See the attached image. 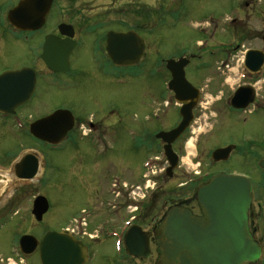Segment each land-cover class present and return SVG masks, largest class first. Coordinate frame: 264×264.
<instances>
[{
	"label": "flooded vegetation",
	"instance_id": "1",
	"mask_svg": "<svg viewBox=\"0 0 264 264\" xmlns=\"http://www.w3.org/2000/svg\"><path fill=\"white\" fill-rule=\"evenodd\" d=\"M25 1L0 0V64L8 65L4 62L2 54L8 43L7 41L12 38L16 43L23 45L24 49L22 50L24 52H32L33 54V58L30 61H26V58L22 57V62L19 66L16 68L6 66L0 69V73L6 70L27 69L28 71L29 69L35 75V86L30 96L22 100V96L18 93L20 86L17 85L15 86L17 92L14 95L17 105L13 106L11 112L0 111V130L8 131L7 135H11V132L14 131H18L19 135L22 131L32 135L31 126L33 123L46 118L58 109L69 110L70 105L63 102L57 105L54 104L52 111L46 114L41 116L35 114L30 106L35 102L36 98L41 101L38 94L42 81L47 83V85H55L54 88H57V90L58 86L63 87L64 95L68 96L71 88L74 91L79 90V85L83 80L92 75L106 76L110 81L118 80L119 77L141 76L143 78L150 75L158 76L163 79L162 100H164L166 97L165 85L171 79V72L167 68L168 61H179L181 58H187L189 60L185 68V71H187L193 60L199 57L197 54V43L188 51L179 52L175 49L165 57L164 52L160 51V48L164 45L159 43L157 37L153 47V44L148 41V35H157L159 29H162L161 27L175 23L176 19H178L179 14L175 12L177 10L172 8L164 11V7H162L155 11L158 16L157 21L152 23V30H149V22H151L149 21L151 18L149 16V8L145 5L135 8L134 4L137 0H109V4L98 5L89 4L87 2L89 0H62L63 2L53 0L43 25L40 28L33 29L22 26L27 24L28 20L35 14L38 5L37 0H29L27 4H24L23 9H20L18 16L21 25H14L8 19L9 11ZM257 1L260 0H242L243 5L251 12V15L250 13L244 15L249 21L256 17L254 11H256V5H258ZM135 16L137 17L136 21ZM240 21H243V19ZM134 31L142 37L144 53L135 64L119 66L109 55L107 49L108 34L110 32L129 33ZM48 37H51L50 42L55 44L54 46L52 45L49 62L43 57ZM87 47L91 48V54L89 53V59H84L79 56V52ZM202 49L204 48L202 47ZM208 51H210V57L212 58L216 50L209 49ZM225 55H229V53L227 52ZM86 60L92 62L95 67L89 65ZM166 71L170 76L167 82L164 81L163 77V72ZM263 72L264 70L260 74H249L248 79L242 83V85L248 84L255 88V100L253 103H250L245 108H237L232 105V97L242 85L238 86L223 101L224 110L222 112L220 110L217 116H220L221 119L223 117V138L226 141L210 150L211 153L206 158L209 164L200 163L197 170H192L190 178L181 184V188H178V190L185 189V195L179 194V199L173 196L171 202L161 197L163 188L158 185L156 180L155 186L150 185L151 180H149L145 172L159 171L169 178H176L175 173L180 167L182 159L181 149H178L177 145L188 133L195 132L193 130H195L196 125L199 123L198 119H200L199 112L202 111L207 101L202 100V92H200L199 101L193 110L191 123L180 137L172 143V149L177 155V163L174 167L165 156V143L157 138V134L161 131H169L179 124L181 121L180 106L177 104L178 108L175 109V114L178 115L179 119L178 122H174L168 128L158 127L159 125L154 121L157 118L147 115L142 117V119L137 117L140 124L135 125L137 131L131 133L136 140V146H132L131 149L133 151L149 152V157L141 165H137L134 170L132 165L128 167V176L133 177V179L121 180L116 177V174H113L111 175V180L107 181L104 187H102L103 181L101 180L98 181L96 179L94 183L91 181L89 187L93 186L95 188L93 196H89L91 207L83 208L81 212L73 217V219H77V216H80L86 220V225H83V227L76 226V228L72 229L69 225H65L56 230H67L69 232L72 230L71 236L87 247L88 259L85 264L92 263L94 246L99 242L102 243V240L106 238H109V240L116 238L119 244L118 250L122 253V258L114 261L113 264H180L179 258L174 262H169L164 255L163 249L164 244L167 242L165 235L167 211L173 206L189 211L193 249L211 252L222 251L223 258L224 250L229 249L230 246L229 229L228 227L225 228V225L221 224L217 219V209L210 205H205L208 199H204L207 197L204 191L205 186L209 184L215 175L220 173L244 178L241 180L243 190L240 186L233 190H227L229 194L227 198L232 199L234 202V204H228L225 207L227 221H229L231 215H236L237 212L240 214L241 207L239 204L236 205V202H240V199L245 202L246 184L249 186V201L245 212L244 231L248 233L249 239L256 250H258V255L254 261H248L243 264H264V134L256 133V127L252 126V123L258 124L255 120L256 110L264 109V101L259 98V93L255 87L260 81V76ZM171 93L174 98V93ZM62 100H64L63 96ZM3 106L6 108L12 107L9 103H4ZM28 107L29 114L26 115L23 111ZM146 108L145 106V110ZM71 114L72 120L66 117L64 123L62 122V126H67V128L72 124L63 142L70 140L74 144L84 143L91 147L93 159L88 163L91 171L89 173L90 177V175L97 172V169L98 171L100 169L96 157L100 152L99 147H101L102 140L109 141L113 149L112 142H115L120 135L126 132L130 134L131 129L126 121L111 122L104 116L83 118L77 117L73 112ZM247 123H249V126L246 129L244 125ZM151 124L155 130L154 132L150 131ZM36 139L40 140L39 138ZM217 148H228V150L227 153H223L220 157H215L213 152ZM106 150L107 148L105 147L103 151L105 152ZM78 154L87 155L85 150L79 148ZM27 155H32L38 159L39 175L41 165L46 157L44 154H40V151L33 146L25 148L22 157L14 156L8 163H0V175L1 172L7 169L12 176L10 183L0 192V203L1 197H3L4 192L14 179L27 180L17 175L19 173L22 176H27L30 173V168L33 167L31 165L35 163V159L32 157L29 162V169L26 167L22 168V162H24L22 158ZM199 157L202 158L200 155ZM17 165L18 167H16ZM84 165L85 162L80 166L84 168ZM17 169L19 172H17ZM1 180L2 177L0 176V187ZM126 181L132 182L131 185H128ZM99 188H105L104 194L106 196L102 199L98 197V194H100ZM149 188H151L147 192L149 196L144 195L141 199L135 198L133 189L147 190ZM241 196L243 197L241 198ZM7 201L9 202V200ZM7 201L4 203L5 205L8 203ZM16 202L18 204L17 199ZM166 203L169 206L166 207ZM4 214L0 208V219ZM45 215L42 221H37V224L34 225L35 228L37 225L43 224ZM133 230L140 234L142 242L147 240L150 251L147 257H137L128 253L125 238ZM50 231L53 230L47 227L40 236H36L40 240ZM28 234L30 233L28 232ZM224 234H226L225 237L220 238ZM141 247L142 245L139 246L138 250L142 251ZM38 248L31 255H36L39 258Z\"/></svg>",
	"mask_w": 264,
	"mask_h": 264
},
{
	"label": "rangeland",
	"instance_id": "2",
	"mask_svg": "<svg viewBox=\"0 0 264 264\" xmlns=\"http://www.w3.org/2000/svg\"><path fill=\"white\" fill-rule=\"evenodd\" d=\"M87 2L92 5L110 3L109 0ZM257 4L254 11L256 17L251 21L244 17L245 14L251 15V12L243 5L242 0H137L134 4L135 8L144 5L149 8V16H151L149 30H152V23L157 21L158 16L155 11L159 8L164 7V11L171 8L177 10L175 12L179 15L175 23L161 27L157 35H148L147 39L153 47L157 37L159 43L164 45L160 51L164 52L165 57L175 49L179 52L188 51L197 43L199 57H196L187 68L186 76L192 84L201 88L202 99H207V104H204V108L199 112L200 119L193 130L195 132L188 133L177 145L178 149H181L182 159L175 173L176 178H169L159 171L145 172L151 180V186H155V180L162 186L161 197L166 201L171 202L173 196L179 199V194L185 195V189L178 190L181 184L190 178L192 170H197L200 163L209 164L206 158L211 153L210 150L226 141L223 138V117L221 119L217 114L220 110L221 112L224 110L223 101L249 77L243 63L246 50L262 49L263 46L264 0L257 1ZM241 19L243 21H240ZM7 42L2 55L8 65L2 63L0 69L6 66L16 68L21 64L22 57H25L26 61L33 58L32 52H24L23 45L16 43L13 38ZM202 47L204 49L201 50ZM209 49L216 50L212 58ZM227 52L229 55L224 58ZM89 53L91 54V48L87 47L79 52V56L89 59ZM87 63L94 66L92 62L87 61ZM163 74L164 81L167 82L170 76L167 71ZM54 86L41 82L38 94L41 101L36 98L30 106L37 116L52 111L54 104L64 102L70 105L69 110L77 117L104 116L111 122L126 121L131 131L130 134L126 132L112 142L113 149L109 141L102 140L100 152L96 157L100 169L89 177L91 171L88 163L93 156L88 144L77 145L73 141L66 140L61 146H57L37 140L22 130L20 135L18 131L13 130L11 135H7L8 131L0 130V163H8L14 156L22 157L25 148L30 146L37 148L40 154L46 157L35 179H14L1 197L0 208L5 214L0 220V264H40L36 255H25L20 252L21 235L29 232L40 236L47 227L56 231L65 225L74 226L73 217L83 208L91 207L89 196L92 197L95 192L93 186H90L91 189L89 187L91 181L94 183L96 179L101 180L104 187L113 174L121 180L133 179L128 176V167L132 165L134 170L150 155L149 152L131 149L132 146H136V140L131 133L137 131L135 125L140 124L137 117L142 119L147 115L157 118L154 121L160 128L162 126L168 128L179 120L178 115L175 114L178 105L173 95L165 90L166 97L162 100V77L151 75L143 78L119 77L118 80L110 81L106 76L92 75L83 80L79 90L74 91L71 88L68 96L64 95L63 87L58 86L57 90ZM255 87L259 98L264 101V72ZM23 113L28 115L29 107ZM255 120L258 123H252V126L256 127L255 132L264 134L263 108L256 110ZM248 126L249 123L244 125L246 129ZM150 131H155L152 124ZM105 147L107 150L104 152ZM78 148L85 150L87 155L78 154ZM84 162L85 167L82 168L80 165ZM4 171L10 172L7 169ZM126 182L128 185L132 183ZM151 188L144 189L145 191L133 189L135 198L149 196L147 192ZM99 191L100 199L106 196L105 188H99ZM39 194L48 198L51 208L45 215L43 224L35 228L37 220L31 210L33 200ZM6 201L8 203L5 205ZM102 241L94 246L90 264H113L114 261L122 258L116 238L110 240L106 238Z\"/></svg>",
	"mask_w": 264,
	"mask_h": 264
},
{
	"label": "water",
	"instance_id": "3",
	"mask_svg": "<svg viewBox=\"0 0 264 264\" xmlns=\"http://www.w3.org/2000/svg\"><path fill=\"white\" fill-rule=\"evenodd\" d=\"M53 0H37V9L35 16L31 17L22 27L40 28L45 17L51 7ZM29 0H26L18 7L12 9L9 13V20L14 25H21L19 22V12L23 9ZM25 17V16H24ZM26 19V18H25ZM27 20V19H26ZM108 52L111 58L118 65L135 64L144 53V43L141 36L136 32L129 33H112L108 34ZM52 38L48 37L45 44L43 57L49 62V57L52 52V45L50 42ZM187 59L180 61L169 60L168 69L172 73V80L169 83V88L176 94V100L183 103L181 108L182 120L180 124L170 131H162L158 133L157 137L161 138L165 143V152L171 165L174 167L177 163V156L172 149V143L180 137V135L188 127L193 114L199 91L186 78L184 68L187 65ZM50 65V64H49ZM264 65V48L263 50L251 49L246 54L245 66L251 72H259ZM19 85V95L23 99H27L32 93L35 86V75L32 70L27 69L21 71H6L0 75V110L12 111L13 106L17 105L15 101V93L17 89L15 86ZM255 100V92L251 86L240 87L234 97L232 98V105L237 108H245ZM4 103H9L12 107H4ZM66 117L71 118V114L67 110L59 109L49 115L48 117L38 120L31 126L33 134L50 143H59L65 137L68 129L72 124L62 126V122ZM228 148H219L214 151L215 157H220L223 153H227ZM32 157L35 163L31 166L29 162ZM38 159L32 155H27L22 162V168H30V173L27 176H22L17 173L19 177L32 179L38 172ZM27 161V162H26ZM18 167V165L16 166ZM17 172L19 170L17 169ZM243 177L229 176L225 174H217L205 186L204 199H208L205 205L212 206L217 209V219L225 228L229 229V249L224 250L223 258L222 251H200L193 249L191 243V224L190 214L188 210H183L178 206H173L167 211V220L165 227V235L167 242L164 244V255L169 262H174L177 258L180 264H243L248 261H254L258 255V250L254 247L252 241L248 237V233L244 231L246 220V208L249 201L248 184L245 189V202L240 199L236 202L241 207L240 214L231 215L229 221L225 216V207L228 204H234L232 199H228V191L240 186L243 190ZM210 195V196H209ZM243 196H241L242 198ZM212 199V200H210ZM210 200V201H209ZM49 209L48 200L39 196L34 202L33 213L36 215L38 221L43 219L44 213ZM222 229V225H221ZM226 234L220 236L225 237ZM126 246L128 253L137 257H147L150 254L147 240L140 239V234L133 230L126 235ZM142 245V251L138 250ZM20 246L22 252L25 254L33 253L39 246V257L41 264H85L88 259L87 247L81 242L71 236L68 231H52L46 233L39 241L33 235H24L20 239ZM137 247V248H136ZM228 251V253H226ZM190 256V258H189Z\"/></svg>",
	"mask_w": 264,
	"mask_h": 264
},
{
	"label": "bare ground",
	"instance_id": "4",
	"mask_svg": "<svg viewBox=\"0 0 264 264\" xmlns=\"http://www.w3.org/2000/svg\"><path fill=\"white\" fill-rule=\"evenodd\" d=\"M0 176L2 177L0 190H2L5 186H7V184L10 183L12 176L9 172L6 171L1 172Z\"/></svg>",
	"mask_w": 264,
	"mask_h": 264
}]
</instances>
